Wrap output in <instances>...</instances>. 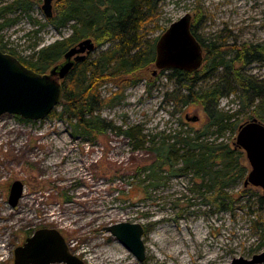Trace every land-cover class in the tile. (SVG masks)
Segmentation results:
<instances>
[{
  "label": "rangeland",
  "instance_id": "rangeland-1",
  "mask_svg": "<svg viewBox=\"0 0 264 264\" xmlns=\"http://www.w3.org/2000/svg\"><path fill=\"white\" fill-rule=\"evenodd\" d=\"M9 1L0 0V5ZM184 15H190L193 33L203 45L264 44V0H165L158 19L147 29V41ZM7 18L16 23L0 33L1 45L22 58L70 35L69 25L61 31L45 26L35 34L38 27L32 22H46L38 4L29 16L16 12ZM111 47L105 45L87 57ZM244 72L264 77L259 63L247 65ZM170 73L152 65L127 81L104 84L102 99L120 92L122 100L100 111L115 130L92 142L72 137L64 120L21 122L17 116H0V264H13V250L43 228L56 229L84 264H229L264 250V238L252 223L264 224V210L257 203L263 193L243 187L247 174L227 188L231 209L217 212L201 196L198 181L179 172V166L171 173H157L156 180L143 172L152 159L150 144L170 143L175 133L199 130L205 121L193 104L180 107L168 101L167 95L177 87ZM221 74L218 70L206 77L199 88L210 86ZM218 108L231 123L248 121L235 95L220 99ZM235 137L229 130L222 137L213 129L206 135L208 141L234 142ZM245 162L249 167L246 158ZM14 181L23 183L24 192L11 208L7 199ZM89 211L98 216L79 226L75 220L89 218ZM18 213L27 217L25 224L5 225L3 214ZM122 222L144 227V262L104 231Z\"/></svg>",
  "mask_w": 264,
  "mask_h": 264
},
{
  "label": "trees",
  "instance_id": "trees-1",
  "mask_svg": "<svg viewBox=\"0 0 264 264\" xmlns=\"http://www.w3.org/2000/svg\"><path fill=\"white\" fill-rule=\"evenodd\" d=\"M164 1L56 0L52 16L44 24L32 22L33 26L38 27L34 33L45 26L61 31L69 25L70 35L38 49L26 58L18 56L13 50L8 51V55L28 69L44 74L60 64L64 53L82 40H92L95 49L112 45L94 58L86 56L73 65L61 81V102L48 115L49 118L66 121L72 137L92 142L107 131L115 130L110 122L101 118L100 111L104 106H113L122 100L120 92L102 99L101 87L109 82L127 81L125 78L154 65L158 37L147 41V29L158 19L160 4ZM36 3L38 1L10 0L0 5V33L16 23V19L7 18L8 15L19 12L29 16ZM191 32L194 35L192 28ZM1 42L0 37V50L5 53ZM200 45L203 63L197 71L167 70L171 72L168 77L174 79L177 85L167 99L176 106L193 104L199 108L204 114V124L191 133H175L170 143L150 144L152 159L143 172L156 180L154 176L157 173H171L179 166V172L189 173L193 180L198 181L199 188L203 190L201 196L217 212H224L230 210L233 204L227 188L243 180L249 167L243 151L235 147L233 141H208L206 135L211 129L220 137L228 130L237 133L240 124L231 123V117L218 108L220 99L230 95H235L241 109L248 112V121L256 119L264 124V77L256 79L244 72L247 65L255 63L264 67V44L240 47L215 43ZM218 70H222V74L213 84L199 88L203 79L213 76ZM124 134L129 136L128 131ZM257 203L264 210V195L259 196ZM252 223L264 238V224L257 220Z\"/></svg>",
  "mask_w": 264,
  "mask_h": 264
},
{
  "label": "water",
  "instance_id": "water-1",
  "mask_svg": "<svg viewBox=\"0 0 264 264\" xmlns=\"http://www.w3.org/2000/svg\"><path fill=\"white\" fill-rule=\"evenodd\" d=\"M43 16H52V2L41 0ZM191 17L184 15L173 22L157 39L154 67L156 70L197 71L203 62L200 43L191 32ZM92 40L85 39L68 49L63 61L47 73L39 74L0 50V116L10 114L26 121H41L59 106L62 99L61 81L73 65L94 52ZM197 120L186 117V121ZM234 146L241 149L249 165L243 187L259 188L264 195V124L256 119L238 127ZM24 185L14 181L8 192V205L15 208L22 199ZM111 234L139 262L145 260L141 224L122 222L107 226ZM84 264L71 254L68 245L56 229L43 228L26 238L13 250V264ZM229 264H264V250L250 259L235 258Z\"/></svg>",
  "mask_w": 264,
  "mask_h": 264
},
{
  "label": "bare ground",
  "instance_id": "bare-ground-1",
  "mask_svg": "<svg viewBox=\"0 0 264 264\" xmlns=\"http://www.w3.org/2000/svg\"><path fill=\"white\" fill-rule=\"evenodd\" d=\"M91 213L89 218H86L85 220L83 218H78L75 221L79 223V226L85 225L87 223L93 222L96 217L98 216L97 213L92 211H89ZM2 218H6L8 221L5 225L12 226L13 224H25L27 222V217L23 213H18L15 216L11 214H3Z\"/></svg>",
  "mask_w": 264,
  "mask_h": 264
},
{
  "label": "flooded vegetation",
  "instance_id": "flooded-vegetation-1",
  "mask_svg": "<svg viewBox=\"0 0 264 264\" xmlns=\"http://www.w3.org/2000/svg\"><path fill=\"white\" fill-rule=\"evenodd\" d=\"M32 1H38V3H36L35 5H39V7H40V10H41V4H42V1L41 0H32ZM55 2H56V0H54L53 2H52V10H53V7H54V4H55ZM42 12V11H41ZM43 14V13H42ZM45 18V17H44ZM46 19V18H45ZM8 51H10V50H7L5 53L6 54H9L8 53ZM64 239V238H63ZM65 241V240H64ZM24 243V242H23Z\"/></svg>",
  "mask_w": 264,
  "mask_h": 264
}]
</instances>
